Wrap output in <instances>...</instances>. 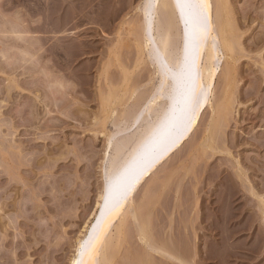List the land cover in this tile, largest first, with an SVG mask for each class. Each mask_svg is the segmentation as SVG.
I'll list each match as a JSON object with an SVG mask.
<instances>
[{"label":"rangeland","instance_id":"rangeland-1","mask_svg":"<svg viewBox=\"0 0 264 264\" xmlns=\"http://www.w3.org/2000/svg\"><path fill=\"white\" fill-rule=\"evenodd\" d=\"M226 1L235 52L199 124L133 195L118 242L112 229V264H264V0ZM144 2L0 0V264H72L105 160L150 125L160 58L144 45ZM173 9L158 28L177 58ZM226 89L230 111L215 118Z\"/></svg>","mask_w":264,"mask_h":264},{"label":"bare ground","instance_id":"bare-ground-1","mask_svg":"<svg viewBox=\"0 0 264 264\" xmlns=\"http://www.w3.org/2000/svg\"><path fill=\"white\" fill-rule=\"evenodd\" d=\"M170 1L172 5L169 3V0H145L143 7L140 8L143 13L142 34L144 45L146 48H155L160 58L158 82L145 104V113L149 115L150 118H153L152 120L150 119V125H146L147 128H145L143 132L141 131L140 134L137 133V136H135V134L133 136V138H135H132L127 144L116 146L118 148H115V145H113L116 152L114 155L116 156H114L113 162H111L110 165L108 164L109 168L106 166V171L108 173L106 172L104 190L99 197L95 212L92 214L87 226H85L84 236L78 241L76 255L73 257L72 264H112L114 260L110 253V245L114 244L112 240L116 239L117 241L118 237L116 238V236H119L120 239L123 230H125L124 225L127 222L125 221L127 216L129 218V216L132 217L133 215H137L133 195L138 188L150 178L155 169L186 142L190 132L199 124L204 110L211 105V95L219 77L220 70H222V60H225L227 55L235 52L234 47L236 46L234 43L236 41L234 40V42L233 36H231L234 32H232L233 30L231 29L233 26L230 23L231 20L229 19V9L226 0H180V3L192 2L201 6L199 10V23L190 22L187 27L185 21L190 10L187 7L181 9V7L178 6V0ZM169 6L174 8L173 10H175L178 18L177 21L179 20L181 28L180 44L176 52L178 53V55H176L177 58H174L175 56L173 57L172 55L174 51H172L171 46L173 48L176 47L174 45L175 43H172L173 39L170 38L173 33H171V36L169 33L173 31H169L170 27L167 25L169 29L165 30L166 32L163 30L165 32V35H163L158 25L160 20L159 13L162 9L165 11L167 10L165 12L167 17H172L171 14L168 15V13H170ZM176 15L174 14V17ZM165 17L164 19L166 21ZM171 19H173V17ZM202 25H206V27ZM160 32L162 33L160 34ZM171 43L174 46L171 45ZM232 72L233 69L230 67L225 71V85L231 86ZM181 73L184 93H194L199 103L198 106H195L194 111L189 112L190 123H187L186 127L181 126L177 129L172 139L167 143L165 150L161 148L158 143L153 141L150 132L157 125L164 113L173 107L172 97L176 96L177 99H179L176 90L178 87L177 81L181 78ZM173 75H175L177 79H173ZM161 85H163L167 91H164ZM227 90L228 89H226V92L223 91V93H225L224 95L227 94ZM162 97H167V102L164 103L165 105L161 109L159 103L162 101ZM226 98L227 95L219 99L215 104L214 117L218 115L220 119L223 117L225 118L228 111H230L231 100H229L228 103ZM111 108L112 107H110V111ZM157 108L160 109V111ZM137 115L138 113H135L134 116L129 118L123 117L125 122L121 121L123 122L121 124L124 126L122 129L116 127L118 131L130 129ZM215 118L214 121L218 122L219 119ZM145 121L147 122V120ZM147 124H149V122H147ZM113 134L114 133H112V136L115 135ZM112 136L110 137L112 138ZM111 138L108 139L109 147H111L113 143ZM140 170H143V174L139 176V179L132 184V188L125 194L129 176H134ZM113 228H116L115 233L117 234L114 235V238L111 236ZM140 231L145 244H148L149 234L147 226H142ZM87 241H90V247L81 254V245L83 242ZM111 247L113 249V246ZM150 250L153 253L170 256L162 247L150 246Z\"/></svg>","mask_w":264,"mask_h":264},{"label":"snow or ice","instance_id":"snow-or-ice-1","mask_svg":"<svg viewBox=\"0 0 264 264\" xmlns=\"http://www.w3.org/2000/svg\"><path fill=\"white\" fill-rule=\"evenodd\" d=\"M178 6L181 7V9L187 7L190 10L189 15L185 21L186 27L190 22L199 23L200 20L199 10L201 8L199 4L192 2L180 3V0H178ZM202 26L206 27V25H202ZM173 79H177V77L173 75ZM177 83H178V87L176 91H177V95L179 96V99H177L176 96L172 97L173 107H171L170 110L164 113V115L161 117L157 125L150 132V136L153 139V141L158 143L161 146V148L165 150L167 143L172 139V136L177 131V129L181 126L186 127L187 123H190L189 112L194 111L195 106H198L199 103L194 93L193 94L184 93L182 73H181V78L177 81ZM161 88L164 91H167V89H165L163 85H161ZM105 166H107L106 160H105ZM142 174H143V170H140L134 176H129L125 188V194L127 193L128 190L132 188V184L136 180H138L139 176ZM88 247H90V241L83 242L81 245V254L87 251Z\"/></svg>","mask_w":264,"mask_h":264}]
</instances>
